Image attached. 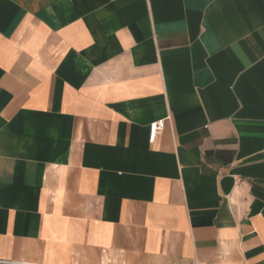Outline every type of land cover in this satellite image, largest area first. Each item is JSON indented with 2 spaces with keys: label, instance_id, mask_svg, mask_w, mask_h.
<instances>
[{
  "label": "crops",
  "instance_id": "1",
  "mask_svg": "<svg viewBox=\"0 0 264 264\" xmlns=\"http://www.w3.org/2000/svg\"><path fill=\"white\" fill-rule=\"evenodd\" d=\"M0 260L264 264V0H0Z\"/></svg>",
  "mask_w": 264,
  "mask_h": 264
},
{
  "label": "built area",
  "instance_id": "2",
  "mask_svg": "<svg viewBox=\"0 0 264 264\" xmlns=\"http://www.w3.org/2000/svg\"><path fill=\"white\" fill-rule=\"evenodd\" d=\"M166 126V119L158 120L151 124L150 126V140H154L160 130H163ZM0 262L13 263V264H30L28 262H16V261H6L0 260Z\"/></svg>",
  "mask_w": 264,
  "mask_h": 264
}]
</instances>
